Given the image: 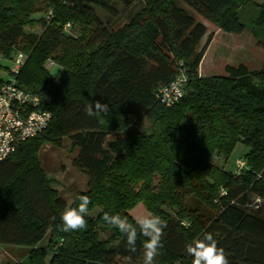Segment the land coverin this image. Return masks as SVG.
Segmentation results:
<instances>
[{
	"label": "trees",
	"instance_id": "1",
	"mask_svg": "<svg viewBox=\"0 0 264 264\" xmlns=\"http://www.w3.org/2000/svg\"><path fill=\"white\" fill-rule=\"evenodd\" d=\"M114 1L137 0H47L48 21L30 17L39 0H0V70L14 49L24 52L17 85L51 112L41 136L0 161V244L30 247L21 264L136 263L146 238L137 229L136 252H129L124 234L102 216L135 225L129 211L141 202L167 221L155 264H192L185 243L205 232L230 264H264V61L256 71L238 64L225 65L223 75L198 73L212 38L199 48L205 23L232 34L247 28L264 50V1L139 0L126 22L109 26L101 16L118 15ZM179 68L187 77L183 95L165 106L155 92ZM96 100L109 112L89 117L84 109ZM64 137L87 176L69 204L38 157L44 142L60 147ZM237 144L247 149L235 159L244 160L242 169L212 163ZM81 195L91 200L87 228L60 231L64 208L78 206ZM45 237L46 249L37 247Z\"/></svg>",
	"mask_w": 264,
	"mask_h": 264
},
{
	"label": "rangeland",
	"instance_id": "2",
	"mask_svg": "<svg viewBox=\"0 0 264 264\" xmlns=\"http://www.w3.org/2000/svg\"><path fill=\"white\" fill-rule=\"evenodd\" d=\"M118 10L116 17H111L102 14V19L109 25L115 26L122 22H126L129 17L136 12L140 6L141 1L137 0L130 6H122L117 2H113ZM47 0H39V7L41 8L38 12L31 14V18H42L47 13L48 7ZM199 21L201 18L197 17ZM46 20V19H45ZM247 23H250L249 20ZM206 24L207 33L200 42V47L205 43L207 35L213 34L216 30L213 26ZM66 30V25L63 27ZM39 32L38 27H26V31ZM67 30L72 31L78 35L76 29L68 28ZM262 61H264V50L258 47L256 40L252 37L250 31L246 28L240 34H232L226 32L216 33L213 40L211 41L210 48L203 56L199 67L198 73L201 76L208 75H223L225 65L237 66L238 64H244L250 71L260 70ZM4 68L0 70V78L6 80L10 76L8 74V67L11 66L10 60H3ZM5 66L7 68H5ZM246 147L242 144H237L233 152L230 154L228 159L223 156H214L212 163L218 168L224 170H231L234 167V161L238 157L246 152ZM76 150L70 147V140L64 137L61 142V146L57 147L51 142H44L38 152L40 165L43 168L47 178L50 180V186L58 191L59 195L63 200L69 204L73 201L75 194L79 191H83L87 186V176L85 173L77 169L73 164V158ZM145 206L140 202L134 206L129 214L136 220V218L142 214H147ZM46 237L41 240L37 247L46 249ZM7 246H14L13 249L4 250ZM18 248V249H17ZM30 247L18 246V245H3L0 244V259L3 263L7 264H21L24 258L30 251ZM4 250V251H3ZM50 257V252L47 251L45 260L47 261ZM121 264H143V259L138 260L136 263H129L120 261Z\"/></svg>",
	"mask_w": 264,
	"mask_h": 264
},
{
	"label": "built area",
	"instance_id": "3",
	"mask_svg": "<svg viewBox=\"0 0 264 264\" xmlns=\"http://www.w3.org/2000/svg\"><path fill=\"white\" fill-rule=\"evenodd\" d=\"M51 17L52 12L48 11L45 19L48 21ZM26 57L24 52L14 49L7 69L10 77L0 83V161L12 154L21 142L41 136L51 120V112L43 107L39 95L17 85L16 77ZM46 67L51 68L52 62H47ZM186 82V74L179 68L169 83L157 88L155 96L163 105L171 106L182 97ZM235 165L239 171L245 162L237 159ZM259 202L260 198L256 197L254 204Z\"/></svg>",
	"mask_w": 264,
	"mask_h": 264
},
{
	"label": "clouds",
	"instance_id": "4",
	"mask_svg": "<svg viewBox=\"0 0 264 264\" xmlns=\"http://www.w3.org/2000/svg\"><path fill=\"white\" fill-rule=\"evenodd\" d=\"M84 111L87 116L95 117L101 113H108L109 106L107 103L96 100L86 106ZM77 199L78 206L69 205L64 208L60 217L62 223L57 226L60 231L74 232L87 228L85 217L89 212L91 200L87 195H81ZM102 219L106 225L116 228L124 234L126 249L132 253L136 252L137 229H139V234L146 238L142 246L143 264H155L159 250L164 247L162 238L164 230L167 228V221L151 212L138 216L135 225L118 214H109L108 212L103 213ZM184 251L192 257V264H230L225 249L218 246L217 240L210 232H205L201 238H197L193 242H186Z\"/></svg>",
	"mask_w": 264,
	"mask_h": 264
},
{
	"label": "crops",
	"instance_id": "5",
	"mask_svg": "<svg viewBox=\"0 0 264 264\" xmlns=\"http://www.w3.org/2000/svg\"><path fill=\"white\" fill-rule=\"evenodd\" d=\"M252 1H254V2H256V3H261L262 1H264V0H252ZM206 25V24H205ZM208 31V30H207ZM215 32L212 34V38H211V40H210V42H209V44H208V46H207V48H206V50H205V52H204V55L206 54V52H207V50L210 48V44H211V41L213 40V38H214V36H215V34L216 33H220V31H218V30H214ZM204 38V37H203ZM203 55V56H204ZM228 65V64H227ZM209 76V75H208ZM13 248H15L14 246H7L6 248H3L4 250H7V249H13ZM18 249V248H17ZM3 250V251H4ZM2 251H0V254H2L1 253ZM1 256V255H0ZM0 264H5V263H3L2 262V260L0 259Z\"/></svg>",
	"mask_w": 264,
	"mask_h": 264
},
{
	"label": "water",
	"instance_id": "6",
	"mask_svg": "<svg viewBox=\"0 0 264 264\" xmlns=\"http://www.w3.org/2000/svg\"><path fill=\"white\" fill-rule=\"evenodd\" d=\"M55 71H56V67L53 68L51 73L53 74Z\"/></svg>",
	"mask_w": 264,
	"mask_h": 264
}]
</instances>
